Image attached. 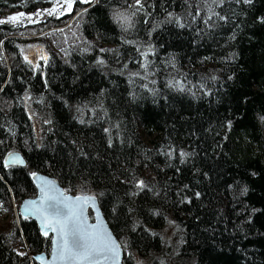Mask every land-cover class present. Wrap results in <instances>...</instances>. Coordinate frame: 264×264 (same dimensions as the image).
Instances as JSON below:
<instances>
[{
    "label": "trees",
    "instance_id": "trees-1",
    "mask_svg": "<svg viewBox=\"0 0 264 264\" xmlns=\"http://www.w3.org/2000/svg\"><path fill=\"white\" fill-rule=\"evenodd\" d=\"M114 1L100 0L89 19L76 18V23L89 20L87 26H76L96 42L85 47L81 40L76 39L78 46L74 38L68 40L70 57L50 51L47 79L24 81L28 78L15 73L19 65L11 62L13 80L0 96V163L6 147L16 143L25 146L21 150L32 166L29 172L18 166L8 173L0 170V198L12 196L4 181L13 197L35 196L30 171L36 167L69 188L95 182L92 189L113 231L147 264H164V256L171 254L173 264H264V140L259 120L264 115V0H224L216 7L213 0H142L143 10L133 17L142 28L124 31L111 15L130 14L120 5L134 6L133 11L140 5ZM20 2L25 1L0 0L3 10ZM214 13L227 16V22L210 21ZM149 45L179 55L147 60L144 69L130 65ZM137 46L145 49L136 53ZM61 58L78 63L68 65ZM101 59L107 63H98ZM191 77L195 82H188ZM172 80L188 83L190 89L183 91L199 90L207 97L193 100L174 90ZM26 92L44 96H33L39 134L24 112L25 103L14 108L10 104ZM90 93L104 94L107 104L103 107L102 99L88 97ZM89 102L94 109L87 107ZM120 130L125 137L119 138ZM139 180L146 187L139 188ZM170 220L175 222L174 244L164 239ZM134 221L140 222L138 227ZM34 223L22 220L21 230H0V264H32L18 247L31 252L50 247ZM125 259V264L135 260Z\"/></svg>",
    "mask_w": 264,
    "mask_h": 264
},
{
    "label": "bare ground",
    "instance_id": "bare-ground-1",
    "mask_svg": "<svg viewBox=\"0 0 264 264\" xmlns=\"http://www.w3.org/2000/svg\"><path fill=\"white\" fill-rule=\"evenodd\" d=\"M23 1H25V2H20L15 6H10L9 8H6V10L4 9L7 12H5L2 9L3 6H2V4H0V20L6 21L4 24H0V32H1V35H0V68L1 69L0 70L3 72L2 74L4 75V77L2 78L3 84L0 85V88H3V90L6 87V85L9 82H12V80H13L12 79V76H13L12 75V69L10 68V66L12 67L11 62L17 63L19 65L18 68L16 67V70L14 71L15 73H17L19 76L22 75L23 77L25 76L28 78V79L24 78V81L35 82V81H37L38 78L44 79V80L48 78L49 70L51 69L50 60L48 59V60H40V61L34 60L33 61L30 58H28V60H25V56L27 55V50H26L27 48L25 47V45H27V43L34 42V43H40L43 45L45 44L46 45L45 48L47 49L49 55H50V51L53 50V52L56 55H63V57H65V56L70 57V55L71 56H73V55L71 53L67 52V50H68V48H70V46H68L69 41L72 40L73 38L75 40L77 39V40L83 41L82 45L85 47L90 46V44L88 42H92V43L96 42V39L89 37L87 33L82 32L76 26L77 24L79 25L80 23L81 24L79 26L81 28L85 25L87 26L89 24V20H85V18H84L85 21H81L80 23H78V22L76 23L75 21L78 20L76 18H78L79 16H85L87 19H89V15L91 12L90 9L92 7H94V5L98 4L100 0H92L91 2L89 1L88 3H84L83 0H75V3L73 4L72 10L69 12L63 13L60 16H58V14H55V13L48 14L49 13L48 10L55 8L57 5V2H59L61 4L64 2V0H50L49 2H45V0H23ZM103 1L110 2L109 4L115 2L114 0H103ZM116 1H119V0H116ZM126 1H128V2L130 1L133 5L136 4L135 0H126ZM213 6L216 7L215 4H213ZM118 7L125 8V9H122V8H120V9L123 11H126L128 13L129 12L131 13L133 10H135V9H132V7H128V6L125 7V6L120 5ZM85 9H87V11H85ZM107 10H109L110 12L113 11L111 6H109L107 8ZM16 13H25L26 14L19 21L29 19L32 17H36L37 19H39V22H36L37 24L26 22V21H23L21 23H16V22L13 23V22H10L7 20L8 17L15 15ZM33 13H35V15H32ZM206 13H208V12L205 10V11L199 12V15L204 16ZM210 15L212 16L213 14H210ZM220 16H223V15L222 14H219V16L215 15V17H213L210 21H212V22L216 21V23H219L222 20L219 18ZM111 19H113L112 21L116 25H119V23H117L116 20L114 19L113 15H111ZM168 22L170 23V21H168ZM226 22L227 21H224V23H226ZM141 25L142 24L140 22L134 23V27L130 28V29L137 30L139 28H142ZM29 26H31V27L37 26L38 28H40V27L43 28L44 30L42 32L45 33L44 38L37 37L35 34H32V33L31 34H26V33L22 34L18 31L21 28L23 30ZM74 26H76V27H74ZM177 26L179 27V25H177ZM69 27H74V28L69 29ZM10 28H14L15 31L12 32L10 30ZM118 28H120L121 31L125 30L121 27H118ZM127 30H129V29H127ZM27 36H29V38H25ZM49 37H51L54 40L51 41L49 39ZM59 45L64 46V49L61 48ZM54 48H56V49H54ZM144 49H145V47L137 46L135 49V52L140 53V51H143ZM59 50H61V51H59ZM69 51L75 52L72 49H70ZM145 52L148 53L146 58L142 54L136 55L134 57V59L130 60V65H132L133 67L140 66L142 69H144L143 65H144V63H146L147 60L154 59V58H160L159 59L160 61H164V60H167V58H169V59L177 58V55H179L178 51H175V50L171 51L170 49L164 50L160 47H156L153 50L145 49ZM58 60H60V62H62V63L68 64V65L78 63L77 61H75L76 63L74 61H69V59H67V58L66 59L61 58ZM29 61H31L32 63H29ZM200 62L203 63L206 61L202 60ZM4 63H7V65H4ZM37 64L40 65V68L36 67ZM204 65H206V64H204ZM14 66H16V65L14 64ZM104 66H107V65H104ZM2 67H4V68L8 67L10 69H8V70L2 69ZM218 69H221V68H218ZM209 71H210L211 75L215 76V74H213V72L211 70H209ZM22 72H23V74H21ZM198 75H200V74H198ZM176 76L185 79V77L180 76L179 73L176 74ZM200 76L202 77V79H203V76L205 78L210 77V76H205V75H203V76L200 75ZM195 79H196L195 77H191L188 82H195ZM171 84L172 85L174 84V86H172V88L174 90H176V91L178 90L180 93L186 94V96H188V95L191 96L193 100H200V99L204 100L207 97L205 93L203 94L202 91H199V90L198 91L197 90L186 91L187 89H190V88H188L189 87L188 83H187V85H182L181 83H178L177 81L175 83H173V80H172ZM184 87H186L187 89H185L183 91ZM1 92L2 91H0V93ZM33 96H39L42 98L44 97L42 92L36 93ZM93 96L99 97V98L97 97L96 99H102V106L103 107L107 104V101L105 100L106 98L104 97L105 96L104 94H102V93L101 94H92V93L88 94V97H93ZM28 99H29L28 102H30V101H32L33 103L35 102L34 97L28 98ZM86 105L88 108H92V109L95 108V105L92 102H89ZM98 106L99 105H97L96 107H98ZM29 108L27 107L24 110V112H25L26 116L29 119H31V121L34 124L35 120L31 116V114L34 112H32V111L30 112ZM67 112L69 113V110H67ZM91 118H92V116H91ZM259 120H260V124L262 126L261 127V138H263V140H264V115L263 114L259 116ZM121 123L123 124L124 121H122ZM141 125L143 126L144 124L141 123ZM142 126L140 128V132L143 129ZM111 131L117 132V131H119V129H114ZM125 131H131V130L127 129ZM125 131L120 130V133H122V134L119 135L120 136L119 138L125 137V136H123V133L125 135ZM136 133L139 134L138 130ZM141 137H144V135ZM13 145L15 147L14 146H8L4 150L5 151V152H3L4 160L2 163H0V170H4L7 173L11 172L10 167H14L15 164L17 163L16 166H18V167L21 166L22 168H24V170L26 172H29L27 170V167H28V165L29 166H32V165L23 156L24 153L21 150L22 148H25V146L20 145V144H16V143H13ZM9 152H12L13 154H16V153L22 154L26 163L23 165H22V163H18V162H15V164H11V163L5 164V160H8L7 158L9 157L8 156ZM32 168H34V169H31L30 174L32 172L37 171L40 175H43V176L46 175V176L52 177L53 180L58 181L59 184L57 187H59L62 190H67V195L77 196V195L81 194L82 190L86 191V193H88V194H95V192L92 189L93 187H95V182H92V183L86 185V187H84L85 185L82 187L74 185V186H71V188H69L67 186V184H65L67 182L61 184L60 179L57 178L55 175H50V173L44 172L42 170H36L35 169L36 167H32ZM30 179H31L32 185L35 186L34 189H36L35 191H36V197H37V195H39V193H40L39 185H37V182H36L37 179L33 178L32 175H31ZM4 183H5L6 188L9 189L10 194H12V190L10 189L9 184L5 181H4ZM76 183L81 184L80 181H76ZM80 184H78V185H80ZM95 195L97 196V204L100 207L99 209L102 212V217H104V219L107 222L106 223L107 226L111 229L114 236L116 237V240L120 244L121 253H122V258H121L122 262L121 263L125 264V262H126L125 256H128L130 258H134L135 260H133V264H137V262L139 260L142 261L141 253L136 252L133 248L124 245L123 241L119 238V236H117L115 234V232L113 231V228L111 227V225H110V223L106 217L105 211H103V209H102L103 207L100 203L99 196L97 194H95ZM26 199H28V197L25 199H21V198H17V197L12 198L11 196H7L4 198L1 197L0 198V204L1 203L5 204L6 207L12 211L11 218L9 219V220H12V222H13L12 229H18V227H19L21 230L22 220H27V221L32 220L35 222L34 224L37 227L38 232L42 236H44L43 235V226L41 224L39 217L32 215L30 212L26 213V211H25L26 207L29 208L31 206V205H26V202H27ZM88 215L90 216L91 221L96 222V218H95L96 212L92 209V207H90V209H88ZM9 220H7V221H9ZM170 221H173V220H170ZM133 223L136 224L137 222L134 221ZM168 223H169V221H168ZM9 224H7L6 226L5 225L1 226L0 230H2V232H4V233H9L12 229L11 230L5 229L6 227H8ZM10 234L13 235L14 232L10 233ZM166 234L167 235L164 236L165 237L164 239L167 241V243L168 244H174L175 238H176L175 234L171 235L167 232H166ZM46 237L49 238L50 247H48L44 251H42V252H31L29 250V248L19 249L21 247H18L19 254L21 252H26L27 253L26 256L30 257L32 264H44L43 260L37 259V257L43 255L47 261L50 260L51 256H52L51 255L52 249H53L54 242H55L54 234L50 233V235L46 236ZM25 244H26V242H25ZM172 257H175V255H173V254L165 255L164 258L162 259V262L164 264H173ZM148 261H150V260H148ZM144 262H146V261H144Z\"/></svg>",
    "mask_w": 264,
    "mask_h": 264
},
{
    "label": "snow or ice",
    "instance_id": "snow-or-ice-1",
    "mask_svg": "<svg viewBox=\"0 0 264 264\" xmlns=\"http://www.w3.org/2000/svg\"><path fill=\"white\" fill-rule=\"evenodd\" d=\"M83 2L88 3L89 0H83ZM135 2L137 5H140V9L132 11L130 14L120 11L113 12L114 19L125 30L134 27L133 17L136 16L137 11L143 10L142 0H135ZM248 2H251V0H248ZM74 3L75 0H64L63 4L57 2L56 7L60 9V14L62 15L65 9L71 11ZM213 3L222 5L224 0H213ZM48 11L52 14L56 9ZM209 11L211 12V8H209ZM25 15V13H16L8 17L7 20L15 23ZM32 15H35V13ZM168 15L172 16L173 13H168ZM214 15L219 16V13H214ZM219 18L224 21L228 20L227 16H220ZM208 19L210 20L211 16ZM261 20H264V17H261ZM5 22V20H0V24H4ZM209 26L211 27V25ZM127 43H135V41H127ZM148 48L151 50L152 46L149 45ZM101 51L115 50L101 49ZM143 55L146 58L148 53L144 52ZM41 59L46 60L47 56H42ZM25 60H28L27 55L25 56ZM29 63L32 62L29 61ZM98 63L105 64L107 62L101 59ZM36 67L40 68V65L37 64ZM143 67L147 68L148 64L145 63ZM133 75H139V73H134ZM0 91H3V88H0ZM46 123H50V121H46ZM228 124L230 126L231 121ZM182 155L188 156L190 154L182 152ZM8 156L12 158L11 162L24 163L22 157L14 156L12 152H9ZM9 163V160H5V164ZM31 175L40 181L39 188L41 194L38 199L26 202V205H31V208L26 207L25 211L39 217L43 226L44 236L54 233L55 242L51 253V264H57V262H60V264H100L101 259L105 261V264H119L121 256L120 244L107 227L103 218L99 217V209L97 208L98 222L95 224L89 223L86 214V206L89 203L93 207H97V196L95 194H87L84 190L81 191L80 195L69 196L67 195V190L57 187L54 180L40 176L38 172H32ZM137 186L143 189L146 187L145 181L139 180ZM101 195L103 194L101 193ZM132 195L135 196L137 193H132ZM195 195L198 196L200 193L197 192ZM189 202L191 201L189 200ZM129 211H134V209H129ZM173 223L175 222L173 221ZM139 224L140 222L138 221L133 227H138ZM149 231L151 230L149 229ZM20 255L26 256L27 253L21 252ZM37 259L44 260L45 257L41 255Z\"/></svg>",
    "mask_w": 264,
    "mask_h": 264
},
{
    "label": "rangeland",
    "instance_id": "rangeland-1",
    "mask_svg": "<svg viewBox=\"0 0 264 264\" xmlns=\"http://www.w3.org/2000/svg\"><path fill=\"white\" fill-rule=\"evenodd\" d=\"M90 2L92 0H89ZM63 4V3H61ZM54 9V8H53ZM56 11L54 12L55 14H58V16H60V9L55 7ZM66 12H69L67 11L66 9L64 10V13ZM50 14V13H48ZM53 14V13H52ZM41 20V19H40ZM23 21H26V22H30V23H36V22H39V19H37L36 17H32V18H29V19H25V20H22V21H18L16 23H21ZM37 24V23H36ZM35 24V25H36ZM25 30L29 31V34H35L37 37H42L44 38V35L45 33H43L42 31L44 30L43 28H38L37 26L35 27H27L25 28ZM34 32V33H33ZM25 38H29V36L25 37ZM49 39L51 41H53L54 39H52L51 37H49ZM72 43H74V46H78L79 43L77 40H72ZM25 47L27 48V57L32 59L33 61L34 60H44V59H41L42 56H47V59H49V54H48V51L47 49L45 48L46 45L44 44H40V43H34V42H30V43H27V45H25ZM83 50H80V52H82ZM9 67V66H8ZM0 96H1V93H0ZM17 96V95H16ZM25 98L23 99H18V98H15L14 100L12 99V102L10 103L12 105V107L14 108L15 106L19 107L21 106L22 104H24V108L26 109L27 107L29 108V111L31 112H34L31 114L32 118H34L35 120V123H34V129H35V132L37 134H39L40 130H39V122H38V119H37V113H36V110H34V103L32 101L28 102L29 99L28 98H32L33 96L31 95L30 92H26V95L24 96ZM27 97V98H26ZM26 100V101H25ZM25 101V102H24ZM18 103H20V105L18 106ZM15 105V106H14ZM22 155V154H21ZM24 156V155H23ZM6 157V156H5ZM25 157V156H24ZM16 166V165H15ZM21 167V166H20ZM37 172V171H36ZM12 198H13V193L11 194ZM36 197L33 196V197H28V198H34ZM11 213L12 211L6 207L5 204L1 203L0 204V227L3 226V225H8V227H6L5 229H10L12 227V220H9L11 218ZM9 220V221H7ZM175 231V224L173 223V221H169V224L167 225V228H166V232L169 233V234H173ZM138 260V259H137ZM137 264H146V262H144L143 260L142 261H138Z\"/></svg>",
    "mask_w": 264,
    "mask_h": 264
},
{
    "label": "water",
    "instance_id": "water-1",
    "mask_svg": "<svg viewBox=\"0 0 264 264\" xmlns=\"http://www.w3.org/2000/svg\"><path fill=\"white\" fill-rule=\"evenodd\" d=\"M14 156H19V157H22L23 158V160H24V163H22V165L23 164H25L26 163V161H25V159H24V157L20 154V153H16V154H14ZM9 161H10V163L11 164H15V162H11V160H12V158H10V157H8L7 158ZM15 165H17V163L15 164ZM40 176H43V175H40ZM44 177H47L49 180H53L52 179V177H49V176H44ZM33 178H36V177H33ZM37 179V185H39L40 184V181L38 180V178H36ZM55 182H56V186H58V181H56V180H54ZM40 194L41 193H39V195H37V197H34V198H28V199H26V201H29V200H36V199H38L39 198V196H40ZM88 194V193H87ZM69 196H72V195H69ZM74 197V196H73ZM90 207H92V209L96 212V222L94 221H91V219H90V216L88 215V209H90ZM29 208H31V206L29 207ZM97 208L99 209L100 207L98 206V204H97V207H93L92 205H91V203H89L87 206H86V214H87V217H88V220H89V223H92V224H95V223H97L98 222V213H97ZM101 216V218H103V220L106 222V220L104 219V217H102V212H101V210L99 209V217ZM107 223V222H106ZM108 227V226H107ZM109 228V227H108ZM110 229V228H109ZM111 230V229H110ZM112 232V231H111ZM52 234H54V233H52ZM112 234H113V232H112ZM114 235V234H113ZM121 258H122V253H121V256H120V261H119V264H122L121 262ZM51 261H52V256H51V259L50 260H46V258L43 260V263L44 264H51ZM100 263L101 264H105V261H103L102 259L100 260ZM57 264H60V262H57Z\"/></svg>",
    "mask_w": 264,
    "mask_h": 264
}]
</instances>
